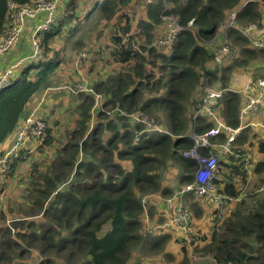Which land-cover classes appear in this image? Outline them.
<instances>
[{
    "label": "trees",
    "instance_id": "1",
    "mask_svg": "<svg viewBox=\"0 0 264 264\" xmlns=\"http://www.w3.org/2000/svg\"><path fill=\"white\" fill-rule=\"evenodd\" d=\"M10 2L20 8L33 0H0V35L9 24ZM68 7L72 13L37 33L41 58L18 63L0 91V144L14 133L32 96L60 65L62 46L56 50L49 41L63 26L64 40L76 44L79 52L87 47L89 62L81 59L80 64L88 70L95 63L103 65L91 82V92L74 90L70 83L68 94L78 101L74 117L65 116L64 125L44 117L46 135L38 145L39 157L29 163L20 195L24 199L13 210L20 214L14 216L16 227L32 228L15 233L27 247L9 236V228H1L6 233L0 241V264H25L19 258L30 252V246L42 257L37 264H57L60 258L66 264H129L137 246L162 253L170 264H190L186 240L176 227L153 228L166 218L165 205L159 203L155 209L150 203L144 208L141 197L173 196L194 180L197 162L180 150L192 145L188 134L200 98L194 97L197 86L221 81L219 86L227 91L219 100L218 114L226 125L240 126L243 98L230 90L229 76L237 68L264 61V48L232 28L228 32L232 57L224 60L219 75L213 52L203 40L213 38L230 11H236L239 27L254 23L259 29L254 37L259 38L264 33V0H69ZM164 14L176 16L183 30L170 45H154L164 31ZM94 15L102 20L98 26L89 21ZM190 19L193 26L188 25ZM75 34L86 35V41ZM192 103L187 121L185 113ZM131 112L148 117L166 114L167 126L160 123L163 132L149 130L129 118L126 113ZM261 118L264 123V115ZM212 126L211 120L200 117L196 130L203 133ZM263 129L253 125L240 129L230 142L231 152L219 157L220 172L213 182L226 196L222 209L227 213L218 222L222 211L215 209L210 235L202 233L198 238L202 242L193 247L214 264H264V188L258 190L264 185V136L248 139L251 130ZM226 138L221 132L212 141ZM254 146L262 158L253 167L256 181L251 191H244L242 162ZM200 153L207 155L208 149L202 147ZM29 154L20 149L11 156V169ZM170 167L177 176L175 184H162V172ZM197 204L191 207L200 215ZM39 214L44 223L26 219ZM170 242L180 244L179 260L167 249ZM134 264L145 263L137 258Z\"/></svg>",
    "mask_w": 264,
    "mask_h": 264
},
{
    "label": "built area",
    "instance_id": "2",
    "mask_svg": "<svg viewBox=\"0 0 264 264\" xmlns=\"http://www.w3.org/2000/svg\"><path fill=\"white\" fill-rule=\"evenodd\" d=\"M150 1V0H147ZM62 0H33L32 5L16 7L15 3L10 2L9 7V24L3 35H0V57L8 52L14 44L22 36L26 23L30 19H36L38 15H42L40 22L35 23L31 33L29 34L30 52L28 58L39 59L42 56V47L38 43L37 33L48 29L54 22L58 15V8L60 7ZM236 11H230L226 14L224 21L220 24L216 30L213 38L209 41H204V45H210L215 40L217 34L221 33L218 38V46L213 52V61L221 67L224 60L232 57L230 55V41L228 32L232 28L239 30L249 41L259 48H264V33L259 35V38L254 37V33L259 31L254 23H251L244 27H239L236 23ZM69 11L60 13L61 16H67ZM165 20L164 31L158 37L153 44L154 45H170L176 39L179 33L183 30V26L180 24L178 18L174 15L164 14ZM189 26H193V19L188 21ZM24 58L19 59L16 63H12L2 73H0V91L7 84L9 77L11 76L12 69ZM218 81V80H216ZM89 88V87H88ZM74 90H91L85 86L80 87L76 84ZM227 91L223 87L219 86V83L212 82L206 86L202 95L195 103L192 111V127L188 134V137L192 140V145L188 149L180 150V154L185 158H191L196 160L197 168L194 171V180L185 186H183L173 196L160 197L152 194H144L141 197L143 207L146 208L147 204L152 203L153 200L159 198V201L166 207L167 214L163 222L153 228H169L176 227L183 238L187 242H191L194 239V231L191 226V213L189 208L183 203L181 194L190 192L197 197H207L214 201L219 207H223L226 196L224 193L217 191L214 185V179H216L220 172L219 157L231 152L230 142L233 140L238 128L234 129L226 125L220 118L217 106L220 98ZM243 105L240 108L239 119H243L249 114L257 112L259 105L264 100V77H256L248 82L247 87L243 93ZM131 119L136 122H141L149 130L163 132L164 129L160 125L159 121L153 116H146L140 112L126 113ZM200 117H205L213 122V126L207 129L203 133H198L196 128ZM46 123L42 117H39L35 110L30 111L26 116L21 119V123L17 127L15 132V140L12 144L10 151H6L0 158V166L5 172L8 160L11 156L15 157L18 151L22 149L26 153H30L31 149L28 146L30 141L34 142V145H39L46 135L45 131ZM226 133L225 141H212L219 133ZM205 147L208 149V154L203 155L200 153V149ZM23 152L24 154H26ZM10 154V155H9ZM245 163H249L248 157L245 158ZM264 185L258 188L262 191ZM221 209V208H220ZM234 264V263H228Z\"/></svg>",
    "mask_w": 264,
    "mask_h": 264
},
{
    "label": "rangeland",
    "instance_id": "3",
    "mask_svg": "<svg viewBox=\"0 0 264 264\" xmlns=\"http://www.w3.org/2000/svg\"><path fill=\"white\" fill-rule=\"evenodd\" d=\"M69 0H62V3L60 7L58 8V15L56 16L54 22L58 17H62L60 13L66 12V7L68 5ZM167 7V5H166ZM69 13H72V8L68 7ZM95 16V17H94ZM90 18V22L92 21L93 24L97 25L102 22V20L94 15ZM53 22V23H54ZM65 34V28L64 26L60 29V33L53 37V40H50V45L53 46L56 50L59 49L60 46H62V55H61V62L58 68L54 73L50 74V81L45 84V86H42L33 96L32 101L28 105V113L34 108L38 107V116L43 117L44 116L50 118V121L58 120L59 124L64 125V117H74V109L77 105L78 101L74 100L73 95H69L68 91H70V83L74 84L73 89L75 88V85L78 84L80 87H85L87 89L91 88V81L93 79H96L98 76V69L103 65L101 63H95V68L88 70L82 63L80 64L81 59H85V63L89 62L90 55L87 54L86 46H84L82 49L77 50V45L74 44L71 41H66L63 39V35ZM86 35H80L75 34L73 37H79L82 42L86 41ZM221 36V33L219 31L218 36L213 40V42L209 45V50L214 52L218 46V38ZM39 43V42H38ZM28 55H23L22 58L24 60H27ZM20 58L16 59L13 62H17ZM9 67V65L7 66ZM6 67V68H7ZM105 67H108L105 65ZM5 68V69H6ZM221 68V67H220ZM220 68H218V72L220 75ZM243 73L246 74H254V73H263L264 74V61L257 60L252 62L251 66L249 68H237L233 72H231L229 76V83H231L232 78L236 75H242ZM102 77V76H101ZM100 77V78H101ZM215 83H221V81H214ZM210 84L204 85V86H197L194 91V97L201 96L205 86H208ZM89 87V88H88ZM86 90L85 92H87ZM91 92V90H89ZM98 102V106H99ZM264 103V100L261 104ZM193 103L188 106V109L185 113V118L188 121L190 112L192 110ZM261 108V105H259L258 109ZM262 111V110H261ZM260 111V112H261ZM27 112V111H26ZM44 115V116H43ZM156 120L159 121V123L166 125V121H168V118L166 114H162L161 116L155 117ZM262 120V118H260ZM21 119L19 120L18 124H20ZM133 121H135L133 119ZM163 125V126H164ZM19 125H17L18 127ZM167 126V125H166ZM14 130V136L15 132L17 131V128ZM63 127H60V130H62ZM157 131V130H156ZM159 132V131H157ZM108 133V132H107ZM107 133H105L104 137L106 138ZM252 133L256 134V137H253ZM259 135L264 136V132L260 133L259 131H250L248 134V139L256 140ZM8 149L7 151H10ZM25 152V150L23 151ZM26 153V152H25ZM10 155V154H9ZM4 157L2 155L0 158ZM222 157V156H221ZM33 158V157H32ZM30 159V158H29ZM29 159H25L23 162H20L18 166L11 169L10 164H7L6 171L0 172V229H10V237L18 241V243L22 246L21 248H26V243L22 240H20L16 236L17 231H30L32 228L30 227H24L19 228V226L14 225V221L17 219L14 216L18 217L20 214L18 212H15L13 210L17 209L21 204L24 197L20 198L18 200V197H21V193L23 190L22 185H26V182L28 180V174H29ZM33 160V159H32ZM10 159L8 160L9 163ZM245 163V161H244ZM253 167V166H252ZM172 167L167 168V170H163L161 175V183L166 185H173L175 184V180L177 176L175 173L171 170ZM252 169V168H251ZM0 170H2V167L0 166ZM245 184H244V191H251L252 186L254 185L256 181V175L250 174L248 176L247 171H245ZM177 186V184H176ZM181 198L183 203L189 207L191 211L192 207L191 204H197V206L201 210L200 215H196V213L193 211L192 217H191V223H195L196 225V231L195 226H192L194 231V239L190 242H187L188 247V255L190 264H214L213 261L206 257L205 255L200 254L199 252L193 250V247L201 243L202 240L198 239L199 236L202 233H205L206 235H210L211 227L216 223L214 220L215 214L213 211H218L215 209L221 208L220 212L222 216L219 218L218 222L223 219V217L226 215L227 212H225L222 207H219L214 201L207 197H197L194 194L187 192L181 194ZM27 221H34L37 224H41L45 222V218L39 214L33 217H27ZM193 223V224H194ZM5 231H0V241L5 235ZM8 236V235H7ZM179 244V243H178ZM180 244L176 245L173 242L169 243V246L167 249L172 252L173 258L176 260H179L181 258V253L178 250ZM29 251L27 254L24 255V257L19 258V261L25 263V264H37L41 259V255L38 253L37 249L30 246ZM139 258L143 263L145 264H153V263H159V264H170L168 259L163 256L162 253L156 252V251H148L145 247H136V249L133 250L131 258L129 260V264H134V262ZM57 264H66L65 260L63 258L56 259ZM7 264V263H2Z\"/></svg>",
    "mask_w": 264,
    "mask_h": 264
},
{
    "label": "crops",
    "instance_id": "4",
    "mask_svg": "<svg viewBox=\"0 0 264 264\" xmlns=\"http://www.w3.org/2000/svg\"><path fill=\"white\" fill-rule=\"evenodd\" d=\"M41 19H42V15H38V17L36 19H30L27 21L26 27L24 29L22 36L19 38V40L14 44V46L8 52H6L3 56L0 57V73H2L8 65L9 66L12 65L13 61H15L16 59H18V58L21 59L23 57V55L29 54V52H30L29 34L31 33L35 23L40 22ZM217 36H218V34H217ZM205 46H208V45H205ZM254 77H264V74L263 73H254V74L243 73L242 75L236 74L232 78L231 83H229L230 90L239 93L241 95V97L243 98L242 93H243L244 89L247 87L248 82L251 79H253ZM82 91H85V90H82ZM33 96H32V98H33ZM32 98L28 102L27 108H28V105L30 104V102L32 101ZM27 108H26L27 112L25 111L24 115H22V117L20 119H22L24 116H26L28 114ZM32 110H35L37 112L38 107H34ZM263 115H264V104L261 105V108L257 112H255L253 114H249V115L245 116L243 119H239L240 126L238 127V131L240 129L245 128L248 125H253L255 127V130H257V128L259 126L264 127V123L260 119ZM20 123H21V121H20ZM263 131H264V129L259 131V132L263 133ZM14 140H15V136H14V133H12L4 140V142L2 144H0V157L8 149H10V147L14 143ZM28 146L31 149V152L29 154V158H30L29 163H30L32 159H34L35 157H39V153L37 151L38 145H34L33 141H30L28 143ZM256 149H257V146H254V148H252V152L250 154H248L249 163L247 165L244 163V161L242 162L244 165V169L247 171L248 176H250V174L251 175L253 174L252 170H253L255 163L262 158V154L258 153L256 151ZM22 187H24V185H22ZM20 198L21 197H18V200ZM159 203H161L159 201V198L152 201L154 208L157 207Z\"/></svg>",
    "mask_w": 264,
    "mask_h": 264
},
{
    "label": "clouds",
    "instance_id": "5",
    "mask_svg": "<svg viewBox=\"0 0 264 264\" xmlns=\"http://www.w3.org/2000/svg\"><path fill=\"white\" fill-rule=\"evenodd\" d=\"M27 55H28V54H27ZM253 79H254V78H253ZM243 101H244V100H243ZM246 157H248V156H246ZM246 157H245V158H246ZM248 159H249V158H248ZM244 161H245V159H244ZM245 164L247 165L248 163H245Z\"/></svg>",
    "mask_w": 264,
    "mask_h": 264
}]
</instances>
